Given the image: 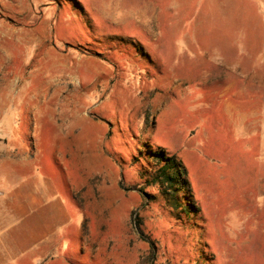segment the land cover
I'll return each mask as SVG.
<instances>
[{"label":"rangeland","instance_id":"1","mask_svg":"<svg viewBox=\"0 0 264 264\" xmlns=\"http://www.w3.org/2000/svg\"><path fill=\"white\" fill-rule=\"evenodd\" d=\"M0 116V264H264V0H0Z\"/></svg>","mask_w":264,"mask_h":264},{"label":"trees","instance_id":"2","mask_svg":"<svg viewBox=\"0 0 264 264\" xmlns=\"http://www.w3.org/2000/svg\"><path fill=\"white\" fill-rule=\"evenodd\" d=\"M153 157L155 158L154 160H156L154 164L151 163V159L150 162L147 161V165L152 169L159 166L155 169L152 180L160 185L165 199L169 203H172L173 207L181 208L183 201L180 193H183V199L187 201V203H185L186 207L188 208L189 204L193 205L191 187L186 179V170L182 163H179L175 156L166 155V152L163 150H161L159 155ZM141 176H145L144 173H142ZM190 210L191 209L188 208L189 213ZM196 211L199 210L197 209Z\"/></svg>","mask_w":264,"mask_h":264},{"label":"crops","instance_id":"3","mask_svg":"<svg viewBox=\"0 0 264 264\" xmlns=\"http://www.w3.org/2000/svg\"><path fill=\"white\" fill-rule=\"evenodd\" d=\"M21 68V67H20ZM14 80V79H12ZM24 100V99H23ZM23 102H26V100L22 101L19 100L18 101V104H22ZM7 103L8 102H4V107L7 106ZM2 104V103H1ZM6 111V110H5ZM2 117V116H0ZM0 152L2 151H12L14 150V155H15V159L18 160V158L21 160L22 158V153H21V149H22V145L20 144L19 141H16L14 143H12V138H11V130H8L7 126L6 127H1L0 128ZM19 151V153H18ZM1 152V153H2ZM25 196H23V194L20 196V201H19V207L20 208H23V206H25L23 200L25 199H28V196H26V194H24ZM30 200V204L32 205L33 202H31L32 200L31 199H28ZM25 210H18L17 212H24Z\"/></svg>","mask_w":264,"mask_h":264}]
</instances>
